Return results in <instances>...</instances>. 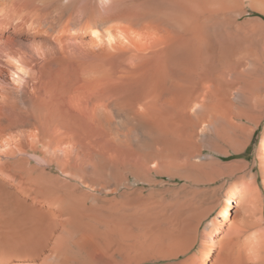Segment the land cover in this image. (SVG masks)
<instances>
[{"label":"bare ground","instance_id":"6f19581e","mask_svg":"<svg viewBox=\"0 0 264 264\" xmlns=\"http://www.w3.org/2000/svg\"><path fill=\"white\" fill-rule=\"evenodd\" d=\"M251 12L0 0V264H264ZM261 125L254 162L230 159Z\"/></svg>","mask_w":264,"mask_h":264},{"label":"rangeland","instance_id":"374dc122","mask_svg":"<svg viewBox=\"0 0 264 264\" xmlns=\"http://www.w3.org/2000/svg\"><path fill=\"white\" fill-rule=\"evenodd\" d=\"M244 5H245V3H244ZM255 16H259V17L264 19V17L262 15H260L259 13L251 12L250 15L243 16L241 18V20H243L245 18H248V17H255ZM260 134H262V125L256 131L255 135L252 138L251 144L248 146L246 151L244 153H242V154H239V155H232L230 157V159H234V158L235 159H239L240 158V159H245L249 163H253L257 147H258L259 142L261 140V135Z\"/></svg>","mask_w":264,"mask_h":264}]
</instances>
